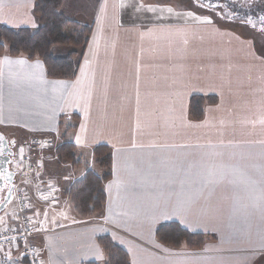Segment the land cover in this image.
Masks as SVG:
<instances>
[{
    "label": "crops",
    "instance_id": "1",
    "mask_svg": "<svg viewBox=\"0 0 264 264\" xmlns=\"http://www.w3.org/2000/svg\"><path fill=\"white\" fill-rule=\"evenodd\" d=\"M33 5L0 0V26L37 27L26 15ZM61 13L92 30L73 80L49 79L37 58L0 56V132L17 152L54 137L46 151L32 150L27 190L41 264H106L102 237L129 264H246L232 254L264 252V143L243 139L256 127L264 138V45L242 26L190 19L162 0H62ZM222 43L226 52H215ZM74 52L51 49L56 58ZM239 79L246 84L235 89ZM192 96L205 99L199 121L189 115ZM242 108L248 127L236 135L229 122ZM63 136L86 157L98 145L111 151L106 203L90 219L65 198L84 171L56 162ZM172 223L202 235L203 247L161 245L155 231ZM16 225V208L7 207L0 229ZM240 237L260 245L234 250Z\"/></svg>",
    "mask_w": 264,
    "mask_h": 264
},
{
    "label": "trees",
    "instance_id": "2",
    "mask_svg": "<svg viewBox=\"0 0 264 264\" xmlns=\"http://www.w3.org/2000/svg\"><path fill=\"white\" fill-rule=\"evenodd\" d=\"M61 7L62 0H34L33 14L38 21L35 29L0 26V56L22 55L29 60L37 58L49 79L73 80L92 30L89 26L68 20L61 13ZM54 47L73 48L75 52L64 58H56L51 54ZM206 100L214 102V99ZM204 103L203 97L192 96L189 102L192 120L202 119ZM54 157L58 164H68L71 169L84 171L83 176L72 182L65 191V198L76 215L90 219L102 212L106 203L104 186L112 177L110 148L95 146L90 157H86L63 136L55 147ZM155 238L161 245L176 250L184 246L188 251H199L204 245L202 235H190L174 223L159 227L155 231ZM97 243L107 259L106 264H129L126 251L113 244L110 238H99Z\"/></svg>",
    "mask_w": 264,
    "mask_h": 264
},
{
    "label": "built area",
    "instance_id": "3",
    "mask_svg": "<svg viewBox=\"0 0 264 264\" xmlns=\"http://www.w3.org/2000/svg\"><path fill=\"white\" fill-rule=\"evenodd\" d=\"M52 142L51 137H44L37 144V149L49 147ZM32 158L26 154L19 159L13 190L17 225L0 229V264H22L23 260L26 264H41L40 250L33 243L38 233L33 225L27 198L28 191H32L36 171V163ZM14 251L16 254H13Z\"/></svg>",
    "mask_w": 264,
    "mask_h": 264
},
{
    "label": "flooded vegetation",
    "instance_id": "4",
    "mask_svg": "<svg viewBox=\"0 0 264 264\" xmlns=\"http://www.w3.org/2000/svg\"><path fill=\"white\" fill-rule=\"evenodd\" d=\"M178 1L180 2L179 4ZM175 5L190 13H198L199 17L210 21H221L230 25L242 26L245 30H250V36H257V41L264 45V24L259 20V17L264 14V0H176ZM211 4V8L208 5ZM199 5H204L201 7ZM215 9L214 11L212 9ZM203 19V20H204ZM251 19L252 25L247 21ZM2 136L0 133V151L5 147L1 144ZM13 160V159H12ZM10 189L5 186L4 192ZM255 264H264V257L258 259Z\"/></svg>",
    "mask_w": 264,
    "mask_h": 264
},
{
    "label": "rangeland",
    "instance_id": "5",
    "mask_svg": "<svg viewBox=\"0 0 264 264\" xmlns=\"http://www.w3.org/2000/svg\"><path fill=\"white\" fill-rule=\"evenodd\" d=\"M162 1H166V2H170V3H175V1L176 0H162ZM180 2L178 1V3L177 4H179ZM261 9H262V12H264V8H262L261 7ZM29 10H27L26 12H24V13H27ZM2 15H4V13H2ZM6 15V14H5ZM27 16H28V18H32V17H34L35 19H36V17L34 16V14H33V8H32V15H31V11H29L27 14H26ZM264 15V14H263ZM200 16V14H198V13H189V18L190 19H196V20H203L204 19V17L203 18H201V17H199ZM0 19L1 20H4V17H2L1 15H0ZM37 20V19H36ZM204 20H206V19H204ZM209 20V19H208ZM214 21V20H213ZM20 24H26V23H20ZM37 24H38V21H37ZM10 28V27H9ZM20 28H30V27H17V28H12V29H20ZM36 28V27H35ZM35 28H30V29H35ZM244 31H245V33H250V34H252L251 32H250V30H245V29H243ZM34 31V30H33ZM200 34H202V33H198V35H200ZM205 35V34H204ZM253 35V34H252ZM254 38H257V36H254ZM213 43H218L217 41H214V42H210L209 44H207L205 47H202V48H205V49H207L208 47H209V45L210 44H213ZM225 46V43H222L221 44V46H217L216 47V49L214 50L215 52H217V53H225L226 52V50L223 48ZM261 46H263V44L261 43ZM250 47H252V48H254L255 49V47L253 46V45H250ZM260 49H262V48H260ZM263 52H264V50H263ZM246 84V80L245 81H241L240 79L239 80H237V82H236V84H235V86H234V88L235 89H239V88H241L243 85H245ZM240 95L242 96V97H244V94L241 92L240 93ZM239 113H244V115L243 116H239ZM233 116H234V118L236 119V120H234V121H231V122H229V125H230V128L232 129V131H233V133L234 134H236V135H241L240 134V130H241V128L243 127V126H247L248 127V122H247V117H246V114H245V109H241L238 113H234L233 114ZM238 119V120H237ZM256 129L257 130H252V132L251 133H248V134H244V136H243V139L247 142V144H250L251 146H254L255 144H258L259 142H261V143H264V138H262V139H260L259 138V133H262L257 127H256ZM56 141V140H55ZM16 143V142H15ZM35 144V143H34ZM15 148H16V150H17V143H16V145H15ZM22 148V147H21ZM23 149V151L21 152V150L20 151H18V154L17 155H15L16 156V158H18V159H20L21 157H23L24 155H30V156H32L31 155V153H30V149H29V147L28 146H26V149L23 147L22 148ZM45 151H46V149H45ZM39 155H40V157L42 156V154L40 153V152H37ZM42 158V157H41ZM18 166V165H17ZM261 167H264V161L262 162V164H261ZM47 172V171H46ZM13 206H14V204H13V202H10V204L8 205V210L9 209H11V208H13ZM259 241H251V240H245L244 238H238V239H236L235 240V244H234V246H233V249L234 250H238V249H242V248H249V247H253V246H256V245H260L259 243H258ZM261 244H263L264 245V242H262ZM224 254V253H223ZM232 255H234V256H237V258H242V259H244L245 261H248V262H246V264H255L256 263V261H258V259H260L261 257L263 258L264 257V252H252V251H245V252H241V253H234V254H232ZM234 258H236V257H234Z\"/></svg>",
    "mask_w": 264,
    "mask_h": 264
},
{
    "label": "water",
    "instance_id": "6",
    "mask_svg": "<svg viewBox=\"0 0 264 264\" xmlns=\"http://www.w3.org/2000/svg\"><path fill=\"white\" fill-rule=\"evenodd\" d=\"M1 136V144L5 149L0 151V214L5 211L10 202H12V190L16 177V173L10 170L15 157L16 143L14 140L8 141L2 133ZM6 185L10 189L4 192Z\"/></svg>",
    "mask_w": 264,
    "mask_h": 264
},
{
    "label": "snow or ice",
    "instance_id": "7",
    "mask_svg": "<svg viewBox=\"0 0 264 264\" xmlns=\"http://www.w3.org/2000/svg\"><path fill=\"white\" fill-rule=\"evenodd\" d=\"M199 6L204 7V5H199ZM208 7L211 8V7H212L211 4H209ZM149 10H153V9H149ZM212 10L214 11L215 9L213 8ZM169 11H170V9H169ZM259 20H260V22H261L262 24H264V15H261V16L259 17ZM205 22L210 23V20H205ZM247 23L250 24V25H252L253 27H255V25H253V22H252L251 19H249V20L247 21ZM9 63H11V61H9ZM15 63L23 64L24 61H23V60H17V61H15ZM37 66H38V65H37ZM82 71H83V69H82ZM260 122H261V123H264V120H261ZM81 127L83 128L84 126L81 125ZM80 142H81V141H80V137L77 136V143H80ZM133 147H135V144H133ZM22 151H23V149H21V152H22Z\"/></svg>",
    "mask_w": 264,
    "mask_h": 264
}]
</instances>
